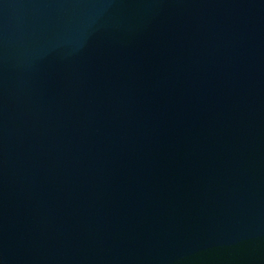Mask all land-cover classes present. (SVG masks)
<instances>
[{
	"label": "water",
	"instance_id": "95a60500",
	"mask_svg": "<svg viewBox=\"0 0 264 264\" xmlns=\"http://www.w3.org/2000/svg\"><path fill=\"white\" fill-rule=\"evenodd\" d=\"M0 264H264V0H0Z\"/></svg>",
	"mask_w": 264,
	"mask_h": 264
}]
</instances>
